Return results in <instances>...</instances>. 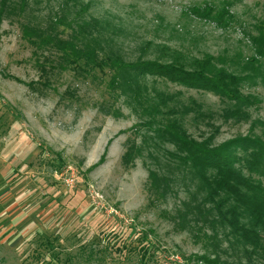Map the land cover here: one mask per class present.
Listing matches in <instances>:
<instances>
[{"label":"rangeland","instance_id":"rangeland-1","mask_svg":"<svg viewBox=\"0 0 264 264\" xmlns=\"http://www.w3.org/2000/svg\"><path fill=\"white\" fill-rule=\"evenodd\" d=\"M7 2L0 15V264H203L198 258L215 255L230 264H264V254L231 246L228 228L217 226L215 249L208 227L179 226L182 203L198 185L166 159L164 150L174 147L112 85V69L85 60L66 65L53 46L58 37L93 48L103 61L186 71L211 56L214 67L242 80L247 102L149 75L141 78L143 96L150 104L163 96L162 109L197 141L211 137L217 146L249 135L264 142V61L252 43L264 33V0ZM209 8L221 17H202ZM92 20L97 26L80 32ZM235 108L249 118H229ZM133 145L142 155L125 166L122 156ZM148 168L180 173L166 200H154ZM243 173L264 186L259 173Z\"/></svg>","mask_w":264,"mask_h":264},{"label":"trees","instance_id":"trees-1","mask_svg":"<svg viewBox=\"0 0 264 264\" xmlns=\"http://www.w3.org/2000/svg\"><path fill=\"white\" fill-rule=\"evenodd\" d=\"M8 0H0V15L10 9ZM24 4L20 7L23 10ZM82 12L88 10L84 6ZM13 12V11H12ZM199 14V12H196ZM202 17L213 19L221 17L216 13L211 16V9L202 12ZM62 24H65L62 22ZM88 26L96 27L97 21L86 22L79 26L80 32L86 33ZM36 37L41 35L32 30ZM42 41L51 39L42 37ZM34 43V41H31ZM255 54L264 61V33H260L252 40ZM53 46L60 52L62 61L66 65L75 66L78 60H85L93 68L103 69L108 66L113 70L111 83L118 88L121 94L139 105V108L148 116L147 126L157 125L154 129L157 137L171 144L173 150H164L168 161L175 165V170L183 168L191 180L198 185V193H190V201H184L183 210L178 212V224L182 228L192 222L199 231L208 227L212 231V244L217 242V226L228 228V238L231 246H242L244 254H264L260 231L264 230V186L260 182L246 176L243 171L260 174L264 178V142L255 136H237L217 146H212L209 137L202 141L191 138L177 118L164 111L163 96L157 95V102L150 104L148 97H144V86L141 78L159 76L164 79L186 84L189 87L212 92L220 97L236 103H245L248 100L241 97L239 77L227 72L224 68H216L211 64V56L206 60L197 61L195 70L186 71L173 64H159L157 62H124L119 57L103 61L99 59L94 49L86 46L79 47L73 40L53 39ZM252 61H257L256 58ZM43 72L46 73L45 69ZM241 106V105H240ZM174 115V113L172 114ZM229 118L237 121L247 120L248 115L239 108L228 111ZM226 117V116H225ZM245 154L242 157L240 154ZM142 155L137 146H130L122 156L125 166L131 164ZM150 158L157 160L156 157ZM102 160H100L101 162ZM173 170L160 173L148 168L149 191L156 201H164L173 193V185L177 184L178 175ZM245 219V221H243ZM184 225V226H183ZM185 229V227H184ZM206 235V234H205ZM219 246H214L217 249ZM250 250V251H249ZM215 254V253H214ZM264 259V256H263ZM203 264H230L220 261V257L198 258ZM241 264V263H239Z\"/></svg>","mask_w":264,"mask_h":264},{"label":"built area","instance_id":"built-area-1","mask_svg":"<svg viewBox=\"0 0 264 264\" xmlns=\"http://www.w3.org/2000/svg\"><path fill=\"white\" fill-rule=\"evenodd\" d=\"M68 184L72 182L71 178L66 181Z\"/></svg>","mask_w":264,"mask_h":264}]
</instances>
